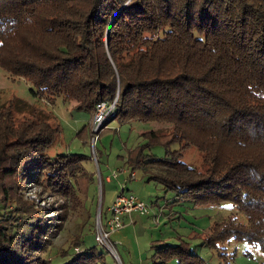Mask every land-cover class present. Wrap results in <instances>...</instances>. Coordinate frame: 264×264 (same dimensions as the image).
<instances>
[{"label": "trees", "instance_id": "trees-1", "mask_svg": "<svg viewBox=\"0 0 264 264\" xmlns=\"http://www.w3.org/2000/svg\"><path fill=\"white\" fill-rule=\"evenodd\" d=\"M0 67L52 105L63 98L92 115L116 101L112 121L158 125L141 134L120 171L132 181L142 169L196 205L232 202L246 214L248 224L231 216L204 240L221 264H230L220 248L228 241L264 251V0H0ZM110 123L77 136L90 146L113 132ZM61 132L15 95L0 105V264H53V254L64 264H109L106 247H83L87 224L54 251L68 209L54 223L29 199L36 186L41 198L76 203L88 220L97 215L96 172L85 167L92 156L49 157ZM156 146L165 157L148 153ZM192 148L202 169L183 161ZM154 248V264H206L184 241Z\"/></svg>", "mask_w": 264, "mask_h": 264}, {"label": "rangeland", "instance_id": "rangeland-1", "mask_svg": "<svg viewBox=\"0 0 264 264\" xmlns=\"http://www.w3.org/2000/svg\"><path fill=\"white\" fill-rule=\"evenodd\" d=\"M33 91L36 90L32 84L22 78H12L7 71L0 67V105L6 103L10 96L15 95L29 105L45 112L51 122L61 126L60 137L48 151L51 160H55L58 155L67 153L92 156V160L86 162L85 167L96 172V203L99 206L104 179L105 212L113 206L121 192L122 185H126L129 190L127 192H131L148 207V214L133 213L131 217L125 216L123 227L111 233L109 242L113 245L116 254L109 250V264H154L157 256L154 246L180 245L183 241L187 242L190 250L201 256L206 264H221L223 262L219 257V251L206 247L203 242L215 222H222L231 216H236L240 223L248 224L249 218L246 214L240 212L232 202L222 205H196L193 201L179 196L176 191L168 189L157 180H148L142 169L136 171V178L132 181L128 180L130 171L126 169V175L120 171L125 167L127 151L142 142L141 134L157 128L158 125L140 122L121 125L117 120L112 121L114 115H111L109 111L113 109L116 101L109 107L105 104L106 109L103 111L100 109L101 104L96 113L91 115L88 112L75 109L73 102H65L63 98H58L56 104L52 105L47 99H41L34 95ZM99 110L102 112L100 113ZM108 123H110L109 128L114 129L113 132L102 136L101 140L97 142L93 138L90 146L84 145L77 136L85 125H90L94 133L98 134L101 128ZM96 148L101 161L103 179L99 170ZM179 148V145H175L172 149L178 150ZM148 153L160 158L166 156V150L160 146L153 147ZM183 161L193 168L202 169L203 156L195 148L186 150ZM118 170L120 178L107 182V177ZM27 191L29 199L41 205L46 210L47 216L54 219V223H61V220L55 217L64 215L68 209L67 219L62 222L63 230L53 240L54 251L66 247L68 241L85 232L84 224L92 229V233H86L83 247L97 246L96 231L98 230V221L101 220L97 217L99 207L96 217L88 220L87 213L81 210L76 203L73 205V203L64 200L58 201L48 196L41 198L38 194L40 189L36 186L30 187ZM108 215L110 218L112 217L111 212ZM100 246L104 247L101 244ZM100 246L98 248L101 249ZM83 247L77 249L82 252ZM220 248L228 254L227 258L230 264H264V251L259 245L232 240L222 243ZM49 258L53 260V264H64L67 261L54 254L53 258L52 256ZM171 264H176V260Z\"/></svg>", "mask_w": 264, "mask_h": 264}, {"label": "built area", "instance_id": "built-area-1", "mask_svg": "<svg viewBox=\"0 0 264 264\" xmlns=\"http://www.w3.org/2000/svg\"><path fill=\"white\" fill-rule=\"evenodd\" d=\"M100 109L103 111L106 109V105L102 104ZM100 111V110H99ZM100 111V113L102 112ZM111 115H114V107L109 111ZM96 141V139L94 140ZM119 175V170L113 172L111 175L114 178H117ZM135 173L132 174V178L135 179ZM126 185H122L120 194L117 196L113 206L110 208L112 217L107 221V227H103L101 220L98 221V230H97V241L99 244L106 247L108 250L112 251L114 254L115 250L113 245L109 242L111 233L121 229L123 227V218L125 216H130L133 213H140L142 215L148 214L147 205L135 197L133 194L128 193L126 190ZM132 222V220H131ZM76 252L80 253L79 249H76Z\"/></svg>", "mask_w": 264, "mask_h": 264}, {"label": "crops", "instance_id": "crops-1", "mask_svg": "<svg viewBox=\"0 0 264 264\" xmlns=\"http://www.w3.org/2000/svg\"><path fill=\"white\" fill-rule=\"evenodd\" d=\"M123 174L126 175L127 173H126L125 171H123ZM119 178H120V177L118 176V177H117V180H118ZM112 179H115V178H112ZM106 180H107V182H110V181H111V180H110V176H108ZM126 188H127V186H126ZM127 189H128V188H127ZM128 191H129V190H128ZM110 208H111V207H109L108 210H110Z\"/></svg>", "mask_w": 264, "mask_h": 264}, {"label": "water", "instance_id": "water-1", "mask_svg": "<svg viewBox=\"0 0 264 264\" xmlns=\"http://www.w3.org/2000/svg\"><path fill=\"white\" fill-rule=\"evenodd\" d=\"M101 203H102V197H101V199H100V206H99V210H98V219H100L101 218Z\"/></svg>", "mask_w": 264, "mask_h": 264}]
</instances>
